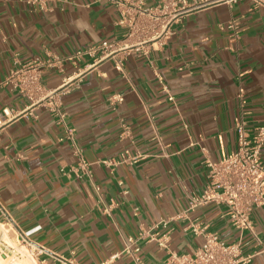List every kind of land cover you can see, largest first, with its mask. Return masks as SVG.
I'll use <instances>...</instances> for the list:
<instances>
[{"label":"crops","instance_id":"crops-1","mask_svg":"<svg viewBox=\"0 0 264 264\" xmlns=\"http://www.w3.org/2000/svg\"><path fill=\"white\" fill-rule=\"evenodd\" d=\"M118 21L106 1L0 0V222L29 233L44 264H134L126 241L141 232L143 264L188 254L205 233L227 243L241 237L225 204L190 203L207 187L208 162L236 150L242 110L251 130L264 124V7L200 6L163 44L134 50L121 65L67 59L123 38ZM34 61L53 63L41 69L39 102L6 81ZM164 219L168 249L150 240L166 231L156 227ZM251 221L243 253L264 264V207ZM14 231L6 235L21 244Z\"/></svg>","mask_w":264,"mask_h":264},{"label":"built area","instance_id":"built-area-1","mask_svg":"<svg viewBox=\"0 0 264 264\" xmlns=\"http://www.w3.org/2000/svg\"><path fill=\"white\" fill-rule=\"evenodd\" d=\"M106 1L112 5L119 14L118 25L125 28L123 38L120 40L104 41L99 45L91 46L87 50L77 51L68 60H77L84 56L96 58V62L117 58L121 65L124 55L134 50H140L143 46H152L155 43L163 44L170 35L172 26L183 15L204 5H211L221 1L232 0H157L154 5H148L146 0H94ZM256 4L264 7V0H254ZM147 53V52H146ZM120 56V57H119ZM55 63V62H54ZM56 63L60 64V61ZM53 63L34 61L21 66L6 81L17 88L21 94L32 102H39V95L44 92L41 83V69L51 66ZM62 90L70 83L69 78L63 80ZM55 92L50 93L51 97ZM47 96V97H48ZM122 102V96L113 98ZM243 109L244 102L241 104ZM55 112L63 119L64 114L55 109ZM246 112L242 110L241 118L236 123L238 134L236 150L222 158L220 162H208L209 173L207 187L202 195L191 199V207L204 205L210 202L223 203L227 206L226 216L231 224L239 229L240 240L227 243L217 233H205L203 244L188 254L170 252L166 264H252L253 254L243 253V235L248 231L253 235L251 214L255 207H264V124L251 130L245 119ZM76 155L80 162L86 165L81 158V150L76 148ZM136 157L124 156L123 162L135 163ZM171 219H164L156 226L166 231L162 235L153 234L151 241L157 242L162 249H168V230ZM1 229L8 234L12 230L17 234L23 247L27 248L29 257L36 264L45 262L37 261L36 250L32 251L29 233H22L16 225H5L0 222ZM193 231L201 233L203 230L197 225L191 226ZM141 232L138 238L129 237L126 241V250L134 257V264H143L138 253L140 247L137 242L146 237ZM4 236V233H2ZM255 237V236H254ZM264 247V245H263ZM264 251V249H263ZM22 252L16 250L5 240L1 241L0 258L10 264L22 257ZM1 264V263H0ZM64 264H77L73 260L64 261ZM104 264H108L105 262Z\"/></svg>","mask_w":264,"mask_h":264},{"label":"rangeland","instance_id":"rangeland-1","mask_svg":"<svg viewBox=\"0 0 264 264\" xmlns=\"http://www.w3.org/2000/svg\"><path fill=\"white\" fill-rule=\"evenodd\" d=\"M2 233H5L4 229H1L0 227V248H1V241L5 240L8 244L12 245L16 250L22 252V257L21 258H17L14 262H11L10 264H36L28 255L27 253V248H22L23 244H15L13 243V241L6 235L2 236ZM24 252H23V251ZM0 263L1 264H6L7 262L3 261L2 258H0Z\"/></svg>","mask_w":264,"mask_h":264},{"label":"bare ground","instance_id":"bare-ground-1","mask_svg":"<svg viewBox=\"0 0 264 264\" xmlns=\"http://www.w3.org/2000/svg\"><path fill=\"white\" fill-rule=\"evenodd\" d=\"M22 248H25V247H21V249H22ZM22 251H23V250H22ZM23 252H24V251H23Z\"/></svg>","mask_w":264,"mask_h":264}]
</instances>
